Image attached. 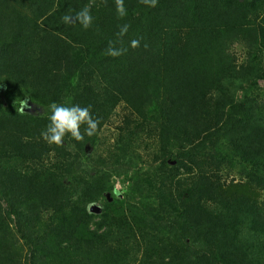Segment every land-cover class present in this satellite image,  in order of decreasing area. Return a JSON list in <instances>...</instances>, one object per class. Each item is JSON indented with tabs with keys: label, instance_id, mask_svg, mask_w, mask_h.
I'll return each instance as SVG.
<instances>
[{
	"label": "trees",
	"instance_id": "1",
	"mask_svg": "<svg viewBox=\"0 0 264 264\" xmlns=\"http://www.w3.org/2000/svg\"><path fill=\"white\" fill-rule=\"evenodd\" d=\"M124 6L0 0V264H264V0ZM53 102L98 133L47 143Z\"/></svg>",
	"mask_w": 264,
	"mask_h": 264
},
{
	"label": "clouds",
	"instance_id": "2",
	"mask_svg": "<svg viewBox=\"0 0 264 264\" xmlns=\"http://www.w3.org/2000/svg\"><path fill=\"white\" fill-rule=\"evenodd\" d=\"M140 2L149 7H155L158 0H140ZM117 13L119 17H124L127 14V10L124 6V0H116ZM93 16L91 9L88 6H84L75 16L71 14H65L62 16V21L65 24L79 23L83 28L88 29L93 24ZM130 25L124 24L120 27L118 37L121 38L127 34ZM142 37L139 39H133L130 41V46L135 49L140 46ZM147 47V45H145ZM127 51L126 48L116 47L115 42L109 41V46L106 50V54L118 57L123 55ZM26 107H29L27 101L21 103V111ZM49 123L42 131V138L49 144L60 145L64 142L67 136H71L76 141H83L85 135L92 137L96 135L100 129V119L94 117L91 106H81L79 104H73L66 106L64 104H57L55 102L50 105V115L48 116ZM83 129V131H82ZM115 195H119V192H114Z\"/></svg>",
	"mask_w": 264,
	"mask_h": 264
},
{
	"label": "rangeland",
	"instance_id": "3",
	"mask_svg": "<svg viewBox=\"0 0 264 264\" xmlns=\"http://www.w3.org/2000/svg\"><path fill=\"white\" fill-rule=\"evenodd\" d=\"M242 49L240 47H237V52L238 54H241L242 52ZM241 58H242V55H241ZM260 86L262 88H264V81H261L260 82ZM25 111H31V110H34V111H39V112H43L42 109H38V107H33V106H30L29 107H26L24 109ZM123 110V107L120 106L119 108V113L122 114V111ZM120 119L118 117L115 118V121H114V125H117L119 123ZM114 125H110L108 126L105 130H104V133L102 135V139H103V145L102 144H99V147H97L95 150L93 149L89 155H91L93 153V151H104L106 146H110L111 144H114V140H115V128H114ZM104 141H105V144H104ZM111 143V144H110ZM143 153H145L144 150H142ZM146 154V153H145ZM118 172H120V169H117ZM124 179H126L124 177V174H120L119 175L117 173H115L111 179V182L114 183V186H115V189L118 190V191H121V190H124V189H127L129 187V182L128 181H124ZM108 198V196L106 197ZM106 198H102L99 202L97 203H94L92 204L90 207L92 210L96 209V208H102L105 204V200ZM100 211L98 212V215H100ZM100 222V218L99 217H96L95 220H94V224L92 226V229H96L98 228V224ZM14 231L16 232V229H14Z\"/></svg>",
	"mask_w": 264,
	"mask_h": 264
},
{
	"label": "water",
	"instance_id": "4",
	"mask_svg": "<svg viewBox=\"0 0 264 264\" xmlns=\"http://www.w3.org/2000/svg\"><path fill=\"white\" fill-rule=\"evenodd\" d=\"M172 165H176V162H172Z\"/></svg>",
	"mask_w": 264,
	"mask_h": 264
}]
</instances>
